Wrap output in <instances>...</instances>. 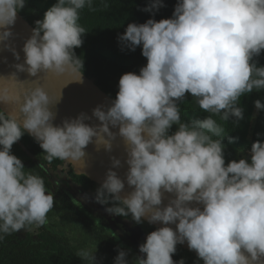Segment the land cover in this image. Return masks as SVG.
I'll return each instance as SVG.
<instances>
[{"label":"clouds","instance_id":"obj_1","mask_svg":"<svg viewBox=\"0 0 264 264\" xmlns=\"http://www.w3.org/2000/svg\"><path fill=\"white\" fill-rule=\"evenodd\" d=\"M86 6L92 0H55L18 50L14 28L26 0H0V52L13 58H3L10 70L0 74V239L46 225L54 207L43 178L26 173L11 152L27 134L49 163L77 164L89 145L109 154L103 179L84 199L135 224L160 225L132 259L118 246L112 264H184L172 256L185 243L202 264H264V140L252 142L248 159L226 163L223 141L236 138L213 119L239 124L238 101L264 90V66L255 59L264 52V0H176L169 18L128 23L117 37L120 49L140 47L146 64L120 76L108 103L56 123L63 88L53 95L40 81L84 82L75 49L86 34L78 22ZM163 7L148 0L141 11L154 16ZM186 94L211 115L182 121L178 102ZM253 105L264 110L260 99ZM121 145L122 157L114 155ZM96 251L76 255L101 264Z\"/></svg>","mask_w":264,"mask_h":264},{"label":"trees","instance_id":"obj_2","mask_svg":"<svg viewBox=\"0 0 264 264\" xmlns=\"http://www.w3.org/2000/svg\"><path fill=\"white\" fill-rule=\"evenodd\" d=\"M35 1L26 0V7L19 12L32 27L34 26V21L41 19L43 13L55 3V0H44L43 5L38 7L34 4ZM147 2L148 0H92L91 10L86 6L80 11L78 22L85 28L86 34L83 37L82 46L75 49V52L84 60V75L93 78L94 83L113 98H115L118 91L120 76L126 72L138 74L139 69L146 64V59L141 55L140 47H137L135 51L127 49L121 51L117 40L118 35L124 32L128 23L135 22L139 24L144 23L149 18H154L158 21L162 18L171 17L176 4V0H163L165 7L159 9L152 16L148 12L141 11ZM255 59L258 66H264V52ZM256 99H260L264 103V90H253L252 93L245 94L238 101L239 105L244 108V119L239 124L234 123L232 120L223 121L218 115L213 116V119L224 128V136L236 138L232 144L228 143L227 137L223 141L226 145L224 150L226 163L230 160H239L242 157H247L248 159V149L252 142L258 139L264 140V110L259 112L256 110V115L254 116L253 101ZM178 105L182 121L202 119L211 115L201 110L196 103V99L187 94L182 101L178 102ZM172 131H175V126H173ZM19 141L33 153L38 152L46 155L29 135L25 134ZM14 150L17 155L30 160L18 144H16ZM32 167L33 175L41 176L43 172L35 163H32ZM83 177L85 176L83 175ZM85 178L88 182L95 183L90 181L89 178ZM60 200L61 203H54L53 209L48 214L50 219L61 215L65 216V221H67L69 212L66 206L70 204L63 198ZM76 222L83 225L84 221L76 219ZM46 245L49 247L44 248ZM70 246L71 244L67 239L48 230L47 233L43 232L40 238L34 241L28 249L23 247L21 251H14L7 260H1L0 263L86 264L85 261L77 257ZM172 259L174 261L183 259L184 264H202L193 253L183 249L180 245H177V250L173 254Z\"/></svg>","mask_w":264,"mask_h":264},{"label":"flooded vegetation","instance_id":"obj_3","mask_svg":"<svg viewBox=\"0 0 264 264\" xmlns=\"http://www.w3.org/2000/svg\"><path fill=\"white\" fill-rule=\"evenodd\" d=\"M16 144L22 148L30 160L17 155L14 150ZM11 152L21 159L26 173L33 174L32 163H35L42 170L44 174L39 176L43 178L46 190L54 195V203H61L60 199L63 198L70 204L66 206L69 215L65 221V216L58 215L50 219L48 214V223L37 228V233H33L32 226H29L28 230L5 235L3 239H0V261L7 260L12 252L21 251L23 247L28 249L34 241L40 238L43 232L47 233L48 230L67 239L71 244V250L75 253L80 249L95 250L97 247L96 257L101 264H112L118 246L131 250L130 259L134 255H139L138 245L132 242L129 232L136 230L145 237L153 231V226L147 222L135 224L130 220V217L114 215L118 221L112 224L106 217L108 213L104 211V206L93 202L91 199L87 201L84 199L85 194L94 195L98 184L94 182L92 184L88 182L86 176L76 174L67 161L54 159L57 162L49 163L45 158L46 155L38 152L33 153L20 141L12 146ZM76 219L84 221L83 225L76 222ZM48 247V245L44 246V248Z\"/></svg>","mask_w":264,"mask_h":264},{"label":"water","instance_id":"obj_4","mask_svg":"<svg viewBox=\"0 0 264 264\" xmlns=\"http://www.w3.org/2000/svg\"><path fill=\"white\" fill-rule=\"evenodd\" d=\"M32 26L18 13L16 25L14 32L17 33V49L19 50L20 45L23 42V38L27 37L30 34ZM23 54L21 53V56ZM7 57L8 63L13 62V58L10 53L0 52V74L7 73L10 69L8 65L3 62V58ZM21 78H24V75L21 74ZM84 82L82 84L72 83L67 87L64 85L68 82L65 77H55L48 76L46 79H42L40 82L43 84L45 89L51 94H59L60 90L63 88V99L61 103L57 106L58 116L56 123H59L60 118L65 116H75L77 113L84 111L89 112L93 107L99 103H108L109 98H113L107 95L102 89H100L95 83L93 78H89L86 75L83 76ZM6 110H11L9 107ZM117 144H121L118 140ZM114 155L121 156L122 145L114 149ZM107 153H104L102 150L96 152L92 145H89L86 149V156L77 164L67 161L73 167V171L76 174L84 175L89 178L91 181L99 185L100 181L103 179L104 172L109 166ZM126 166L124 168L118 169V174L123 176ZM153 227H159L158 224H152ZM174 227V226H173ZM134 230L129 232L134 244L139 245L143 243L145 237L142 233L137 234L136 238H133ZM183 249L193 253L196 256L194 251L188 249L186 243L180 245ZM197 257V256H196Z\"/></svg>","mask_w":264,"mask_h":264},{"label":"rangeland","instance_id":"obj_5","mask_svg":"<svg viewBox=\"0 0 264 264\" xmlns=\"http://www.w3.org/2000/svg\"><path fill=\"white\" fill-rule=\"evenodd\" d=\"M43 2H44V0H36L34 2V4L37 5L38 7H41L43 5ZM255 115H256V109L254 111V116ZM106 217L109 219V221L112 222V224H114V223H116L118 221L117 219L114 218L113 215L107 214ZM32 231H33V233H37L38 230H37L36 227L32 226ZM137 234H140V232L134 230V232H133V235H134L133 238H136L135 236H137ZM130 238H131V236H130ZM131 240H132V238H131ZM132 242H133V240H132Z\"/></svg>","mask_w":264,"mask_h":264}]
</instances>
